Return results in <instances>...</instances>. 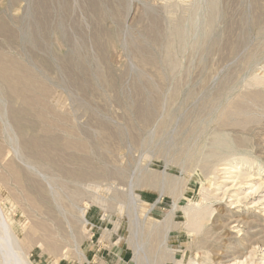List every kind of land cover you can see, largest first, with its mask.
<instances>
[{
	"label": "rangeland",
	"instance_id": "374dc122",
	"mask_svg": "<svg viewBox=\"0 0 264 264\" xmlns=\"http://www.w3.org/2000/svg\"><path fill=\"white\" fill-rule=\"evenodd\" d=\"M3 235L30 264H264V0H0V264Z\"/></svg>",
	"mask_w": 264,
	"mask_h": 264
},
{
	"label": "bare ground",
	"instance_id": "6f19581e",
	"mask_svg": "<svg viewBox=\"0 0 264 264\" xmlns=\"http://www.w3.org/2000/svg\"><path fill=\"white\" fill-rule=\"evenodd\" d=\"M228 156V155H227ZM249 167V166H248ZM234 179V178H233ZM216 181V180H215ZM190 198V197H189ZM204 198H206V197H204ZM213 199V198H212ZM211 200V199H210ZM191 201V200H190ZM201 203H202V201H201ZM199 204V203H198ZM189 205V204H188ZM191 205V204H190ZM200 205V204H199ZM194 206H196L195 205V203H194ZM192 212V211H191ZM201 212V211H200ZM200 212L199 213H197V212H193V214H195L193 217H194V222H193V227H196L194 230H198L199 229V226L201 225V222H202V220H203V218L202 217H204V216H200ZM197 213V214H196ZM205 213V212H204ZM188 214H190V213H187V215ZM204 215V214H203ZM192 216H187L188 217V219H189V217H192ZM205 216H206V214H205ZM207 217V216H206ZM205 217V218H206ZM187 219V220H188ZM192 221V220H191ZM204 221H205V219H204ZM188 224V223H187ZM197 227H198V229H197ZM2 229H4V228H2ZM193 230V229H192ZM2 231V230H1ZM3 241H4V247L7 249L8 248V250H7V252H6V254H5V258H6V260L8 261V263H6V264H13V262H10V260H11V258H13L12 256L14 255L15 257L17 256L18 257V264H30V263H28V262H25L24 260H22V258H20V255H19V253L16 251V249H15V247L13 246V243L11 242L10 243V241H7V238H6V235H3ZM3 241H1V243L3 242ZM6 249H5V251H6ZM1 257V256H0ZM3 257V256H2ZM14 257V258H15ZM203 264V263H202Z\"/></svg>",
	"mask_w": 264,
	"mask_h": 264
}]
</instances>
